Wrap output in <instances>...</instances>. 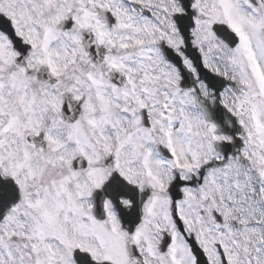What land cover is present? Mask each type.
Returning a JSON list of instances; mask_svg holds the SVG:
<instances>
[{
	"label": "snow or ice",
	"instance_id": "obj_1",
	"mask_svg": "<svg viewBox=\"0 0 264 264\" xmlns=\"http://www.w3.org/2000/svg\"><path fill=\"white\" fill-rule=\"evenodd\" d=\"M0 264H264V0H0Z\"/></svg>",
	"mask_w": 264,
	"mask_h": 264
}]
</instances>
